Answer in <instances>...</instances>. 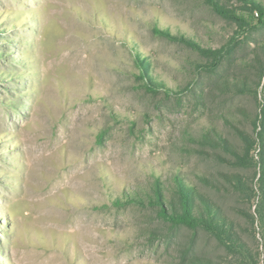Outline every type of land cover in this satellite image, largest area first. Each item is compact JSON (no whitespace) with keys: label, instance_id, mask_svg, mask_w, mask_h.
Returning a JSON list of instances; mask_svg holds the SVG:
<instances>
[{"label":"rangeland","instance_id":"374dc122","mask_svg":"<svg viewBox=\"0 0 264 264\" xmlns=\"http://www.w3.org/2000/svg\"><path fill=\"white\" fill-rule=\"evenodd\" d=\"M257 18L264 0H0V264H181L189 247L223 260L148 201L176 176L210 194L200 178L217 182L214 199L247 229L248 264H264ZM233 126L254 141L246 167L203 138L242 151ZM234 173L248 200L226 185Z\"/></svg>","mask_w":264,"mask_h":264},{"label":"trees","instance_id":"16d2710c","mask_svg":"<svg viewBox=\"0 0 264 264\" xmlns=\"http://www.w3.org/2000/svg\"><path fill=\"white\" fill-rule=\"evenodd\" d=\"M257 10L261 9L259 3L254 4ZM261 15L263 13L261 12ZM235 20L239 24L242 18H229ZM257 23L264 24V18H257ZM247 23V22H246ZM244 23V25L246 24ZM240 26H242L240 24ZM180 43H184L188 47L193 48L199 52H208L197 41L184 35L173 37ZM264 71V66L262 72ZM151 81V80H150ZM235 90H244V87L234 85ZM261 133L260 139L262 142V150L264 154V108L260 117ZM235 133L239 140L242 142V151L230 143L228 139L223 136H215L210 132L203 134L205 141L212 143L215 147H220L225 151L230 159L222 158L221 155L214 153L217 159H224L231 165L239 167H246V161L249 157V153L253 146V140L248 133L239 128H235ZM230 161V162H229ZM262 173L264 176V161ZM202 184L206 189L212 191H203L197 187L187 184L182 178L176 176L173 180V186L171 187V195L166 197L164 194V186L161 183H155L152 186V194L149 196L148 201L151 206L155 208L158 217L166 223L173 226H184L191 231V235L194 238L197 234L201 233L206 238L216 242L226 254V257L221 261H216L206 256H200L193 254L192 247H189L184 255V259L181 264H226L225 258H230L234 261V264H248L250 261H255V252L248 245L244 238V233L247 229L237 224L231 219L223 207L214 199V194L219 191V186L214 180L203 176L200 178ZM226 185L233 192L238 191L240 194L249 198L252 188H250L247 182L243 179L241 174H231L224 177ZM227 189V188H226ZM248 200V199H247ZM257 221L260 229V236L264 241V192H262L259 203L256 210ZM245 221L252 227L251 235L255 239L254 222L255 217L245 212L243 214Z\"/></svg>","mask_w":264,"mask_h":264}]
</instances>
